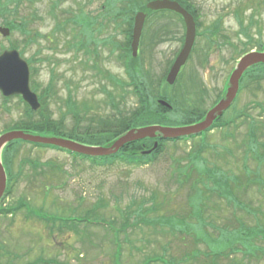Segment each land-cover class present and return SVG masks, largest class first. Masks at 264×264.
<instances>
[{
    "label": "rangeland",
    "instance_id": "374dc122",
    "mask_svg": "<svg viewBox=\"0 0 264 264\" xmlns=\"http://www.w3.org/2000/svg\"><path fill=\"white\" fill-rule=\"evenodd\" d=\"M52 1L25 2L18 9L21 15L10 9L17 18L38 14L41 19L36 18L30 28L42 36L26 45L24 35L18 31L8 36L0 33V53L10 49L12 43L24 48L23 58L35 59L37 79L42 86L47 84L53 69L58 98L48 101L54 119L65 111L61 100L69 93L87 107L78 116L82 125L92 115H112L111 99L117 103L127 93L122 88H114V81L102 73L95 75V71L80 67L82 61H87L85 55L66 47L74 41L75 32L78 31V37L81 34L79 28L75 30L67 21L79 13L76 0H64L58 5L55 18L50 14ZM103 1L93 0L84 5L85 12L97 18L91 36L95 32V39L112 36L114 41V23L105 13L107 9L103 10ZM190 3L197 10L199 30L218 22L237 47L242 45L240 40H246L247 34L255 41L264 42V0H190ZM239 17H242V27ZM57 20L63 28H55ZM1 21L2 18L0 27H3ZM164 24H170L168 27L172 26L174 31L182 30L180 21L172 16L155 15L145 21L138 46L141 64L150 71L153 80L163 74L168 61L174 60L180 50L176 37L165 40V34L154 36L153 29ZM115 33V39L122 42L124 35L120 29ZM204 39L195 42V50L179 79L190 85L187 92L193 98L196 111L207 112L217 94H224L223 80L239 58L235 59L237 49L224 46L220 38L212 47ZM92 44L90 41L89 46L93 47ZM110 50L114 51V45L104 46L99 42V68L126 81L120 63ZM202 51L207 54L204 63ZM250 81L239 79L242 88L235 103L216 118L219 122L232 118L234 111H245L255 119L256 125L264 122V114L255 106V102L264 104V80ZM179 86L167 91L181 99L185 89ZM22 115L17 98L4 102L0 94V135ZM75 121L72 115H66V129L74 127ZM248 122L249 118L240 129L237 125L215 128L190 142H166L155 161L135 167L123 163L94 166L55 149L34 147L26 142L17 145L9 170L3 164L6 189L9 175L12 178L20 172V176L11 184L10 193L3 194L0 207L8 208L23 200L26 205L23 211H17L12 222V215L6 219L0 216V243L5 247V263L50 259L51 264H264L263 238L235 241L242 225L256 227L259 218L264 223V179L258 185L248 182L256 169L252 152H248ZM259 139L264 141V136ZM153 143L144 145L143 150L149 147L150 152L154 151L157 147L153 149ZM33 162L43 164L34 169ZM259 167L264 171V161ZM218 175L228 180L233 193L220 196L210 185ZM32 212L35 216L24 218V213ZM40 213L48 216L43 220L46 224L37 218ZM61 224L67 229L60 228Z\"/></svg>",
    "mask_w": 264,
    "mask_h": 264
},
{
    "label": "trees",
    "instance_id": "16d2710c",
    "mask_svg": "<svg viewBox=\"0 0 264 264\" xmlns=\"http://www.w3.org/2000/svg\"><path fill=\"white\" fill-rule=\"evenodd\" d=\"M64 0H53V4L51 6L50 14L54 16L55 10ZM147 1L151 0H104L103 4V10H106V14H109L111 16L110 20L112 23H114V41H112V36H108L103 39H95L94 33L91 36V31L95 29L93 26L97 22V18L94 15H91L89 12H85L84 5L86 3L93 2V0H76V5H78V14H75L73 17L67 18V21L72 24V26H75V30L77 28L80 29V35L77 33H74V41L71 43H67V49L74 51V52H82L85 57L87 58V61H82L81 66L83 69H88L95 71V75L102 73L103 76H105L110 81H114V88L116 89H123L124 93H127V95L122 96V100L118 101L117 103L113 102V98L111 99V105L114 108V112L112 115H92L90 118V121L86 125H82L79 120L78 116L80 114V111L87 109L86 106H83L81 103H78L76 99L73 98L72 94H68L64 100H61V103L63 107H65V111L63 113H60L58 119H54L52 117V112L49 110V99L53 98L57 95V85H56V74L51 69V76L48 78V82L45 86H42L40 82L37 79V69L34 63V58L31 56L29 58H26V60L29 63L30 66V82L32 89L38 94L39 101L41 104V108L38 111H32L30 107L22 101V98L19 96H16L19 104L21 105V108L23 110V115L16 122L13 124L7 126L5 131H9L12 129L17 130H23L24 132L32 133V134H39L43 136H58V137H64L71 140H75L77 142H80L82 144L87 145H102V146H108L110 145L116 138H118L120 135L125 133L126 131L132 129V128H140L143 126H150V125H162V126H182L187 125L191 123H195L196 121L203 118L205 112L204 111H196L194 108L195 104L193 102V98H191V95L189 92H187L190 89V85L185 84L184 81H180V76L183 74V72H180L176 81L173 85H169L166 82V75L168 72L167 68L172 64L171 61H173V58L168 61L166 64L164 71L162 72L161 76L156 77L155 80L151 79L150 71L147 69H144L143 61L141 60L140 53L137 54L136 57H133L131 54V37H132V28H133V19L137 11H143L146 13V20L153 18L155 15H169L176 19V21H180L181 24V32L174 31L172 29V26L169 28L170 25H160L153 29V34L155 37L161 36V34L164 35V39L173 40L175 37L178 39V45L180 46L182 44V40L184 38V22L181 18V16L173 11L170 10H147L146 3ZM179 1V3L188 10L194 17V20L196 21L197 25V37L196 41L198 39L201 40V38H205L204 40L208 41L211 45L209 47H212L213 44L216 43V39H221V44L224 46L230 45V47L233 50L237 49V56L235 59L240 58L243 54L246 52L251 51L253 48H255L256 51H264V42H258L255 41V39L247 34L246 40H240V45L237 47L232 38L226 34L224 29H221V25L218 22H214L211 24V26H207L204 29L199 30V27L201 26V23L198 20V13L197 10L194 8V6L190 3V0H174ZM29 3L33 4L35 0H0V18H2L1 24H3V27H8L10 29L11 33L14 32H20L24 35L25 40L24 43L26 45H31L34 42H37L39 37H41V33L38 31L31 32V23L35 21L37 18L38 20L41 19L38 14L34 13L30 16H19L14 17L12 16V13L10 9H14L13 13L16 15H21L19 12V7L23 3ZM242 17H239L241 19ZM240 25L242 27V19L239 21ZM98 26V25H97ZM125 26V28L122 29V27ZM56 29L63 28L62 23L59 22V20L56 21L55 25ZM72 27H70L71 29ZM121 31V33L124 35V40L122 42L117 41L115 39V32L116 30ZM242 29V28H241ZM246 34V32H245ZM177 35V36H176ZM163 39V40H164ZM164 40V41H165ZM90 41L93 43V47L89 46ZM102 41V44L104 46L107 45H114V51L110 50L111 53L114 52V57L117 60L119 65H121L123 71L125 80H122L119 78L118 75L112 74L107 69H100L98 66L99 63V52H98V44ZM114 42V43H113ZM142 42V38H141ZM197 43V42H196ZM253 43V44H252ZM196 44H194L195 46ZM196 47V46H195ZM195 47H193V50H195ZM10 49H17L19 50L20 54L23 56L25 53L24 48H20L17 44L12 43L9 46ZM55 49V48H54ZM191 50V54L192 51ZM205 52V53H204ZM202 51L204 59H202V62L204 63L206 61V51ZM151 58V57H150ZM149 58L148 64L151 65V59ZM47 60L51 61V58L47 57ZM224 62H226L223 59ZM206 64V63H205ZM152 69V68H151ZM245 79H248L249 81H255L256 83L261 82L264 80V64H255L245 71V73L242 76L241 82H243ZM191 78L189 81L191 82ZM180 81V86L177 85ZM250 81V82H251ZM189 83V82H188ZM190 84V83H189ZM194 86L196 84L192 83ZM191 84V85H192ZM183 86L185 91L183 92V96L180 99L179 96L176 97L175 94L169 93L167 90L172 87ZM179 88V89H180ZM242 86H240V89ZM111 93V92H110ZM112 94V93H111ZM13 98V97H11ZM55 98H58L57 96ZM127 98V99H126ZM4 102H7L10 100V98H2ZM159 100H165L167 103L170 104V108H167L165 106H162L159 104ZM113 102V103H112ZM256 108L260 110L261 114H264V104L261 102H255ZM83 110V111H84ZM236 112L232 118L227 120L226 122H220L221 127L226 126H239V123L237 122L240 117L239 115H242V123L244 124V121H246L247 118H249V122L246 124V135H247V143L250 146L248 148V152H252L251 158L253 159V162H256V169L253 173V178L250 180L248 179L249 183H255L260 184V179H264L262 177L263 169L259 167V163L264 161V141H261L259 139V136H264V122H259L258 125L255 124V119L251 118L248 113L245 111H241L240 113ZM72 115L73 119H75V126L71 129H66L65 126V119L66 115ZM261 117V116H259ZM246 123V122H245ZM259 132V134H258ZM167 140L165 139H158V145L157 148L151 152V154L144 155L142 154V151H144V145L151 146L153 143V140L150 138H146L143 140L133 141L125 144L123 148H121L117 153L111 156H104V157H88V156H82L80 154L71 153L67 150L60 149L54 146L49 145H41L40 144H34L30 143V145L34 147L39 148H49V149H55L61 152H65L68 155L71 156L72 159H80V160H86L91 165L94 166H108L113 165L115 163H123L126 165H134V167L137 165H145L148 163H151L156 160L159 153L162 152V147L165 146ZM177 141H173L175 143ZM25 141L22 140H14L12 142H9L5 148L2 151V161L6 167V169L9 170V167L12 165V154L14 152H17L18 149L16 148L17 145L23 144ZM27 143V142H26ZM29 143V142H28ZM149 148V147H148ZM13 151L10 155V152ZM200 153V152H199ZM198 153V154H199ZM16 154V153H15ZM197 154V153H196ZM200 155V154H199ZM42 162H33V168L36 169L40 166H42ZM52 167L53 164H50ZM216 171L217 169L214 168ZM263 171V172H262ZM10 173V172H9ZM42 173V172H41ZM20 176V172H18L17 176L14 175V177H10L9 175V186L7 187L5 194H9L11 191V184L13 185ZM264 182V181H263ZM212 187L217 189V193L223 195V193H233L231 184H228V180L225 179V177H222V175L215 176L212 180V183L210 184ZM4 194V195H5ZM224 196V195H223ZM5 197V196H3ZM26 201H21L20 203L15 204L14 206L8 207V208H2L0 207V216L2 215L3 218H8L10 215L11 222L14 220V217L18 213V210H22L23 206H25ZM23 211V210H22ZM24 218H30L32 216H35L32 212V214H26L24 213ZM255 216V215H254ZM39 220H41L44 224L47 223V221H43L46 218H48L47 215L41 214L37 216ZM257 226H247L244 227V225L241 226L240 234L235 235V239L237 236V242L239 240L243 241H250L256 238H263L264 239V223H261V219L259 218L257 221ZM62 226L60 228L64 229V224H61ZM70 229H74L71 227ZM235 250V249H234ZM118 253V252H116ZM220 253V252H217ZM115 261H119L118 259H115ZM52 260L50 259H40L35 260L32 263H25V264H51Z\"/></svg>",
    "mask_w": 264,
    "mask_h": 264
},
{
    "label": "water",
    "instance_id": "95a60500",
    "mask_svg": "<svg viewBox=\"0 0 264 264\" xmlns=\"http://www.w3.org/2000/svg\"><path fill=\"white\" fill-rule=\"evenodd\" d=\"M147 10H170L182 16L185 24L184 44L181 51L174 60L169 72L166 76V82L170 85L175 82L181 67L186 63L196 35V26L192 15L184 9L179 2L173 0H151L146 3ZM146 13L138 11L134 16L131 49L132 55L135 56L138 51V46L143 30ZM0 33L3 36H8L10 30L7 27H0ZM264 64V52L251 51L243 55L235 69L230 75L229 86L226 90L225 97L212 107L203 119L194 124L184 126H162L150 125L140 128H132L118 138H116L108 146H90L80 142L58 136H43L24 132L23 130H9L0 135V153L3 147L14 140H22L25 142L51 145L57 148L66 149L74 153L83 154L92 157L114 155L120 148L129 142L142 140L145 138L161 137L165 140L178 139L180 137L198 135L212 125L216 117L220 116L233 101L239 88V79L244 71L252 65ZM30 67L26 59H24L18 50L5 49L0 53V93L3 97H11L20 95L22 99L34 111L40 109L41 105L37 94L32 90L30 85ZM159 104L170 108V104L165 100H159ZM157 143H154V148ZM0 159V199L6 189V174Z\"/></svg>",
    "mask_w": 264,
    "mask_h": 264
},
{
    "label": "flooded vegetation",
    "instance_id": "af4514ba",
    "mask_svg": "<svg viewBox=\"0 0 264 264\" xmlns=\"http://www.w3.org/2000/svg\"><path fill=\"white\" fill-rule=\"evenodd\" d=\"M224 63H226V62H224ZM229 75H230V71H229V72L227 71L226 77H225V79L223 80V83H222V88L225 89V90L227 89V82H228ZM239 87H240V86H239ZM225 90H224V94H223V93H222V94H219V95L217 94V96H216L217 98H216V100H215L216 102L219 101L221 98L224 97L225 92H226ZM239 92H240V91L238 90V93H239ZM238 93H237V95H238ZM237 95H236V98H237ZM236 98H235V100H236ZM215 101L212 103V105L209 107V109L212 108V107L214 106V104L216 103ZM233 103H235V101H234ZM209 109H208V110H209ZM235 113H236V111H234V114H235ZM237 114H238V113H237ZM239 117H240V119L237 121V122L239 123L238 129H240V128L243 126V123H242L243 121H241V120L243 119V118H242V115H239ZM219 121H220L219 119L214 120V122H213L214 127L211 129V131H212L213 129H215V128L220 127V126H219V125H220V122H219ZM213 125H212V126H213ZM232 127L235 128L236 125H234V126H232ZM238 129H237V130H238ZM237 130H236V131H237ZM148 150H149V148L146 149V150H144V151H148ZM4 255H5V247H4L3 244L0 243V264H6L5 261H4V259H5V256H4ZM16 258H17V256H16Z\"/></svg>",
    "mask_w": 264,
    "mask_h": 264
}]
</instances>
